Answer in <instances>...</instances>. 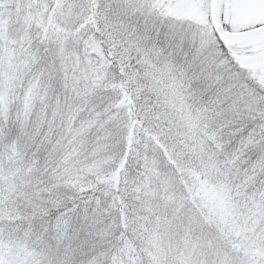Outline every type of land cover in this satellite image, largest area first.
Here are the masks:
<instances>
[{"label": "snow or ice", "instance_id": "6c2138e0", "mask_svg": "<svg viewBox=\"0 0 264 264\" xmlns=\"http://www.w3.org/2000/svg\"><path fill=\"white\" fill-rule=\"evenodd\" d=\"M0 264H264V0H0Z\"/></svg>", "mask_w": 264, "mask_h": 264}]
</instances>
